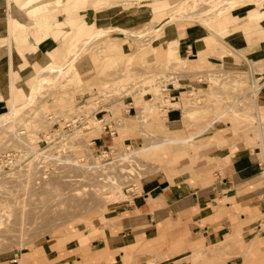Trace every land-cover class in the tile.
<instances>
[{"label":"rangeland","instance_id":"374dc122","mask_svg":"<svg viewBox=\"0 0 264 264\" xmlns=\"http://www.w3.org/2000/svg\"><path fill=\"white\" fill-rule=\"evenodd\" d=\"M90 1L96 10L106 8L112 18L120 16L117 10L121 7L112 8L116 6L114 0ZM121 1L128 6L141 0ZM53 2L26 0L24 8L38 27L43 21L48 26L54 22L57 36L62 35L66 25L55 19L65 13L71 18V27L76 28V36L72 35L65 44V53L30 75L25 93L12 98L10 104L17 110L18 119L14 128L0 126V153L10 148H28V153L32 154L29 144L37 149L45 145L44 140L51 133L61 137L65 130L63 125L81 113L90 116L88 128H76L70 136H65V148L70 152L66 157L53 153H48L52 157H44L53 159L50 168L48 164L40 165L39 156H31L26 167L22 165L13 171L10 180L0 184V264H51L58 260V264H64L61 258L77 246L80 248L74 252L83 256L80 242L93 249L94 240L104 237L107 229L120 222L114 207L132 200L144 180L167 178L172 181L170 178L175 177L172 183L183 179L192 191L211 190V183L216 182L220 172L226 177L232 170V159L225 155L236 152L234 146L237 150L247 148L260 152L264 166V102L260 97L264 69L238 53H230L234 61L227 64L224 55L229 52L226 49L218 55L219 59L210 61L206 60L205 53L198 60L184 59L177 53L166 57L168 47L178 45V40L169 41L167 47L164 44L165 28L169 24L185 27L202 23L213 32L225 35L227 24L234 20L231 10L255 4L261 8L264 0H157L153 7L154 18L127 30L112 28L110 24L102 28L82 19L73 20V16L87 7L88 0ZM261 18L264 11L249 12L250 20ZM111 31L125 32L127 38L123 42L130 40L133 51L118 56L120 44L110 41ZM166 86L169 89L164 91ZM170 95H175L176 100L170 101ZM10 104L0 114L10 113ZM131 106L135 109H129ZM144 107L148 115L143 112ZM100 108L111 112V116L105 117L112 120L118 130L111 147L92 145L94 137L103 131L100 117L104 113L98 114L99 118L94 117ZM172 108H179L180 117L170 124L166 115ZM220 113L219 121L205 131L203 128L214 117H220ZM16 133L21 134L17 137ZM220 135L221 143L209 142ZM176 136L191 142H184L187 146L183 142L161 146L169 151V158L157 152L156 149L161 148L157 147L113 162L126 153ZM57 158L79 161L86 166L95 163V168L78 169L73 163ZM106 162L110 163L105 166ZM257 182L256 186L264 187V173ZM249 188V185L237 186L240 193ZM262 200L263 208L256 211L236 204L232 207L236 212L235 221L252 224L242 227L240 235L246 233L244 229H249L247 237L257 238L264 245V198ZM75 233L78 235L68 239V235ZM80 233L87 234L81 238ZM42 245L47 253L51 252L49 258L56 259L48 260L43 252L38 253L35 263L27 259L28 252ZM164 246L163 240L154 250L139 251L153 253L157 258L160 257L157 252ZM132 247L123 250L133 254L137 250ZM71 264L79 263L75 260Z\"/></svg>","mask_w":264,"mask_h":264},{"label":"crops","instance_id":"0c3cea01","mask_svg":"<svg viewBox=\"0 0 264 264\" xmlns=\"http://www.w3.org/2000/svg\"><path fill=\"white\" fill-rule=\"evenodd\" d=\"M24 1L0 0V112L13 97L25 93L30 75L65 53V44L69 43L72 35L76 36V28L71 27V18L65 13L57 15L55 19L66 25L62 35L57 36L54 22L48 26L43 21L39 23L41 28L38 27L36 20L32 21L33 18L26 13ZM155 1H135L127 6L121 4V0H114L112 2L116 6L112 8H121L117 10L120 16L112 18L106 8L96 10L88 0L87 7L72 18L96 23L102 28L111 25L112 28L127 30L154 18ZM66 6H70L69 3ZM254 9L261 13L264 6L259 8L255 4L249 8L231 10L230 16L234 20L227 24L228 32L225 35L213 32L202 23L185 27L169 24L165 28L164 44L167 47L169 41L177 39L180 56L189 60H198L204 53L207 61L219 59L218 55L226 49L229 52L224 55L228 59L227 64L234 61L230 53H238L248 60H254L264 69V18L250 20L249 12ZM109 36L112 43L120 44L118 56L133 51L130 40L123 42L127 38L125 32L111 31ZM260 97L264 102V86ZM166 116L170 124L179 121V108L167 110ZM221 135L209 142L221 143ZM94 140L101 147H111L114 143V139L104 132ZM237 149L234 146L236 152L225 155L227 159H232V170L226 177L220 172L216 182L211 183V190L192 191L183 179L172 183L175 177L170 178L172 181L167 178L144 180L140 191L132 195V200L127 199L114 207L120 222L107 229L104 237L94 240L93 249L80 242L83 256L80 252H74L79 250L77 246L60 261H64V264H71L75 260L79 264H264V254L261 255L264 245L257 238L247 237L249 229H244L246 233L240 235L242 227L252 224L243 225L235 221L236 212L232 207V204H236L248 211L263 208L264 187L256 185L261 173H264V166L259 158L260 152ZM164 182H168L165 187L162 186ZM239 185H249L250 188L240 193L237 190ZM254 185L255 188H252ZM86 234L80 233L79 237L83 238ZM76 235L78 233L68 235V239ZM163 240L166 246L157 252L160 257L139 251L143 248L154 250ZM126 247H135L137 251L125 253L123 249ZM39 252L45 253L50 261L56 259L49 258L51 252L47 253L43 245L28 252L26 257L35 263ZM75 256L76 259L73 258Z\"/></svg>","mask_w":264,"mask_h":264},{"label":"built area","instance_id":"2783aa9c","mask_svg":"<svg viewBox=\"0 0 264 264\" xmlns=\"http://www.w3.org/2000/svg\"><path fill=\"white\" fill-rule=\"evenodd\" d=\"M169 88L168 86H166V88L164 89V91H167ZM100 100H103V98H100ZM99 100V101H100ZM170 100L171 101H175L176 100V96L175 95H170ZM129 105H132V103L130 102ZM83 106V105H81ZM100 106V105H99ZM98 106V107H99ZM132 107H130L129 109H131ZM100 113H106L109 114L111 116V112L100 108L97 112H95L94 117L95 118H99L97 117L98 114ZM103 114L102 117H100V120L103 124V131L105 134H108L110 137L114 138L117 134H118V130L116 129V126L114 125V123H112V120H109L108 118L105 117V115ZM88 117L87 114L85 115V113H81L77 116H75L74 118H72L71 120H69L68 122H66L63 125V129L64 132H66L67 134H69V132L71 133V131L75 130L76 128L79 129H86L88 128ZM81 127V128H80ZM59 133H63V132H59ZM51 136L47 137V139H40V141H45V145L43 146H39L38 154L40 158H37V161L40 162V165L42 167H46L44 165H49V168L51 166L52 163V158H44V154L45 152L47 153H53L55 156H64L66 157L67 155L70 154L69 151H67L66 144H67V140H64L63 142L61 141V139L58 136H55L54 133L50 134ZM39 141V143H40ZM93 144H96V140L93 139ZM103 148V147H102ZM28 148L25 149H15V148H10L8 149L6 152L2 153L0 155V167L3 173H8L11 170H16L19 167H25L29 162H30V158H32V154L28 153L27 151ZM106 151V150H103ZM42 152V153H41ZM105 157V156H104ZM117 160H120V158H118ZM116 160V161H117ZM101 161V160H100ZM112 162V161H111ZM104 163V162H103ZM110 163V162H106L105 164ZM132 189V188H130ZM130 189H127V191H129Z\"/></svg>","mask_w":264,"mask_h":264},{"label":"bare ground","instance_id":"6f19581e","mask_svg":"<svg viewBox=\"0 0 264 264\" xmlns=\"http://www.w3.org/2000/svg\"><path fill=\"white\" fill-rule=\"evenodd\" d=\"M50 1V0H49ZM25 2V1H24ZM29 5V4H28ZM134 35V34H133ZM137 37H139L140 36V34H135ZM91 43V42H90ZM168 49H169V52H168V54H166V57H174L173 55L174 54H176L177 53V55H179V51H178V45H174V46H169L168 47ZM172 50H175L174 52H172ZM181 59V58H180ZM181 60H183V59H181ZM182 62V61H181ZM59 68V67H58ZM66 68V67H65ZM49 69V68H48ZM33 86V85H32ZM255 88V87H254ZM253 88V89H254ZM258 88V87H257ZM256 88V89H257ZM30 90V89H29ZM171 101V100H170ZM11 105V111H10V113H3V114H0V126H2V127H5V129H8L9 127H13L14 128V126H15V123H16V121H17V117H16V112H17V110H15L14 109V107L12 106V104H10ZM233 106H235V104L233 105ZM232 107V106H231ZM18 108V107H17ZM143 112L144 113H146V115H148V112H147V109H146V107H144L143 109ZM229 111V110H228ZM227 111V113H229ZM223 112V111H222ZM221 112V113H222ZM221 113H220V117H217V118H215L214 117V119H212V121L209 123V120L210 119H208V125L206 126V128H203V129H205V131L206 130H208L210 127H212L215 123H217L218 121H219V119L221 118ZM218 114V113H217ZM223 114V113H222ZM17 118V119H16ZM232 118V117H231ZM207 123V122H206ZM7 127V128H6ZM203 129L202 130H200L201 132L200 133H202L203 132ZM17 132V131H16ZM13 133H15V132H13ZM66 132H64V134L63 135H61V137H60V135H58V137L61 139V141L63 142L64 140H66V138H65V136L66 137H68V136H70L73 132H71V133H69V134H65ZM197 133V132H196ZM195 133V136L197 135V134H200L199 132L196 134ZM21 133H16V135H17V137L20 135ZM15 135V134H14ZM192 136H194V135H192ZM78 137V136H77ZM193 138V137H192ZM192 140V139H191ZM188 141H190L189 139H186V138H182V137H178V136H176V137H174V138H168V139H162V140H160V141H157V142H155V143H153V144H151V145H148V146H146V147H143V148H141L140 150H136V151H134V152H132V153H126V154H124L123 156H121V160H123V159H126V158H129V157H131L132 155H134L135 153H137L138 151H147V150H150V149H154L155 150V148H157V147H161V146H163V145H167V144H172V143H180V142H183V144H185L184 142H188ZM92 142H93V140H92ZM191 142V141H190ZM189 142V143H190ZM94 143V142H93ZM193 143V142H192ZM182 144V145H183ZM31 144H29V147L31 148L30 150L32 151V156L34 157V158H36V156H39V155H41V154H38V153H40V152H38V151H36L37 149H35L34 147H33V145H31ZM186 145V144H185ZM189 145V144H188ZM187 146V145H186ZM190 146V145H189ZM172 147V146H171ZM198 147V146H197ZM156 151L157 152H159L163 157H165V158H169V151H165V150H163V148L161 147L160 149H156ZM6 152V151H5ZM104 152H106L107 153V151H104ZM2 153H4V152H2ZM2 153H0V155L2 154ZM42 153V152H41ZM44 154V157H52V155H50V154H48L47 152H45V153H43ZM157 154V153H156ZM176 155H178V154H176ZM175 155V156H176ZM178 156H180V155H178ZM180 157H182V156H180ZM57 159H59V160H62V161H65V163L68 161V160H66V159H61V158H57ZM58 160V161H59ZM116 160H114L113 162H115ZM117 161H119V160H117ZM112 162V163H113ZM67 163H73V165H75V166H77L78 167V169H79V167L80 168H83V169H88V168H92V169H94L95 168V163H93V164H91L90 166L88 165V166H86V165H83V164H81L79 161H73V162H71V161H69V162H67ZM105 166H107V164H104ZM26 167V166H25ZM20 168V167H19ZM82 169V170H83ZM17 170V169H16ZM91 170V169H90ZM122 170V169H121ZM15 171V170H14ZM66 171V170H65ZM88 171V170H87ZM102 171V170H101ZM127 171V170H126ZM67 172V171H66ZM84 172V171H83ZM108 172V171H107ZM38 173V172H37ZM65 173V172H64ZM99 173V172H98ZM11 174H13V170H11L10 172H8V173H3L2 172V170H1V167H0V184H4L5 182H7L8 180H10V178H11ZM63 174V173H62ZM68 174V173H67ZM60 175H61V173H60ZM61 176H63V175H61ZM67 176V175H66ZM65 176V177H66ZM91 176V175H90ZM86 177V176H85ZM93 177V176H92ZM113 177V176H112ZM111 177V178H112ZM114 178V177H113ZM110 179V178H109ZM75 180V179H74ZM7 188V187H6ZM95 191V190H94ZM56 200V199H55Z\"/></svg>","mask_w":264,"mask_h":264},{"label":"water","instance_id":"95a60500","mask_svg":"<svg viewBox=\"0 0 264 264\" xmlns=\"http://www.w3.org/2000/svg\"><path fill=\"white\" fill-rule=\"evenodd\" d=\"M166 185H167V184L165 183V184H163L162 186L165 187Z\"/></svg>","mask_w":264,"mask_h":264}]
</instances>
